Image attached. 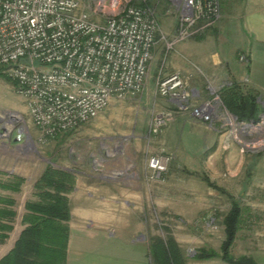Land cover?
Listing matches in <instances>:
<instances>
[{
	"label": "rangeland",
	"instance_id": "1",
	"mask_svg": "<svg viewBox=\"0 0 264 264\" xmlns=\"http://www.w3.org/2000/svg\"><path fill=\"white\" fill-rule=\"evenodd\" d=\"M225 11L227 9L223 8L222 12ZM156 18L161 34L165 40H170L177 26V12L160 3ZM156 45L139 94L112 99L97 117L42 145L36 142L38 132L29 118L25 98L17 93L12 79L0 72V162L5 165L1 166L6 169L3 172L8 173L7 177L0 175V182L12 176L23 180L17 193L0 189L1 197L15 201L10 207L16 213L12 226L21 227L25 203L37 200L32 194L33 185L47 166L61 170L86 163L91 165L86 173L96 180L95 183H118L128 187L142 184L140 195L117 196L120 206L128 202L135 207L121 210L119 206L120 211L108 213L107 224L100 226L103 234L111 235L118 244L120 259L117 264H153L152 244L157 238L166 241L168 237L178 245L185 264H228L219 257L198 260L195 256L200 250L221 252L225 240L222 218L233 203L241 208V219L230 255L236 259L250 257L256 264H264V124L261 123L264 95L258 100L262 113L254 127L236 130L240 125L234 128L231 114L221 107L216 154L212 156L210 149L194 147L195 137L187 129L180 134L183 154L176 159L159 133L148 134L157 106L165 108L155 94L157 78L174 72L181 75L176 69L169 71L179 57V45L167 52L162 41ZM207 87L213 90L211 102L217 101L213 83H208ZM165 154L171 158L166 171L157 178L152 177L147 169L149 157ZM142 155L146 157L147 173L138 183L137 174L145 170L141 167L143 171H138L139 162L144 161ZM75 186L73 181L67 193V197L72 193L73 204L91 206L98 203L100 191L90 190L93 197L88 199L83 194L85 191L73 193ZM74 215L73 227H85L86 221ZM87 223L90 226V222ZM10 233L0 244V259L12 248L16 232L9 236ZM128 244L139 247L141 252L146 251L147 255L130 257Z\"/></svg>",
	"mask_w": 264,
	"mask_h": 264
},
{
	"label": "built area",
	"instance_id": "2",
	"mask_svg": "<svg viewBox=\"0 0 264 264\" xmlns=\"http://www.w3.org/2000/svg\"><path fill=\"white\" fill-rule=\"evenodd\" d=\"M221 2L0 0V72L12 79L17 93L25 98L38 131L36 142L42 145L75 130L97 117L112 99L139 94L158 41L167 52L204 34L219 21ZM160 3L177 12L170 40L159 30ZM239 60L244 62L245 56ZM155 93L178 110L189 111L193 119L211 124L220 116L218 98L190 107L194 94L178 72L157 78ZM230 116L234 128L241 127L236 130L256 125ZM172 120L170 111L155 112L148 134L155 136ZM170 159L166 154L150 156L147 167L152 177L161 176Z\"/></svg>",
	"mask_w": 264,
	"mask_h": 264
},
{
	"label": "crops",
	"instance_id": "3",
	"mask_svg": "<svg viewBox=\"0 0 264 264\" xmlns=\"http://www.w3.org/2000/svg\"><path fill=\"white\" fill-rule=\"evenodd\" d=\"M223 8L227 11L222 12ZM178 45L179 57L171 64L169 71L176 69L186 79V88L194 94L190 100V107L212 101L213 90L207 87L208 83H213L217 91L219 102L216 107L219 114L222 112L221 107L225 109L220 96H224V92L234 86L239 87L242 93L256 94L257 101L264 95V0H222L219 21L203 35L187 39ZM241 54L245 56L244 62L238 60ZM157 97L165 105V108L157 106V111H170L173 114V120L162 129L158 136L164 139L167 150L174 153L176 159L183 154L180 134L187 129L191 130L195 137L194 147L210 149L213 151L210 153L212 156L216 154L214 151L219 148L218 133L221 127L218 118L211 124L193 119L189 111L178 110L170 100ZM143 158L145 161L144 155L141 159ZM144 161L139 162L138 165V171H143L140 170L141 167L145 168L142 174L140 172L137 174L138 183L147 173L146 161L145 163ZM1 166L5 165L0 162V175L7 177L8 173L3 172L6 169ZM88 167L90 168L91 165L84 163L78 168L61 169L71 172L76 185L73 193L85 191L83 194L87 195L88 199L93 197L90 190L102 193L98 203L91 206L75 205L71 198L72 193L68 195L71 219L68 222L66 264H117L120 259L118 244L111 235L103 234L100 226L108 221L110 217L108 213L118 212L120 203L117 196L140 195L142 184L139 187H128L118 183L115 185L95 183L96 180L90 179L86 173L89 171ZM124 205L120 206L121 210H131L132 206L135 207V204L131 205L128 202ZM75 206H77L76 209ZM72 212L77 214L81 221H86L85 227H73L72 220L75 215ZM87 222H90V226ZM23 227L19 226V230L14 227L11 231V233L16 232L12 247ZM128 245L127 254L130 257H137L139 254L147 255L146 251L141 252L139 247Z\"/></svg>",
	"mask_w": 264,
	"mask_h": 264
},
{
	"label": "trees",
	"instance_id": "4",
	"mask_svg": "<svg viewBox=\"0 0 264 264\" xmlns=\"http://www.w3.org/2000/svg\"><path fill=\"white\" fill-rule=\"evenodd\" d=\"M220 100L237 121H260L262 113L257 95L242 93L239 87H232L220 96ZM73 176L63 170L47 166L33 185V196L36 201L25 203V213L21 218L20 231L13 247L0 259V264H66V250L69 235L67 222L70 220V208L67 193L73 183ZM23 180L12 176L0 182V189L17 193ZM15 201L0 196V244L12 231V222L16 213L12 207ZM241 208L233 203L228 213L223 216L225 240L220 253L213 250H200L195 258L209 260L219 257L228 264H256L250 257L234 258L230 255L231 247L240 228ZM153 264H185V259L176 244L168 237L160 238L152 244Z\"/></svg>",
	"mask_w": 264,
	"mask_h": 264
},
{
	"label": "water",
	"instance_id": "5",
	"mask_svg": "<svg viewBox=\"0 0 264 264\" xmlns=\"http://www.w3.org/2000/svg\"><path fill=\"white\" fill-rule=\"evenodd\" d=\"M234 118H236L235 116H233Z\"/></svg>",
	"mask_w": 264,
	"mask_h": 264
}]
</instances>
